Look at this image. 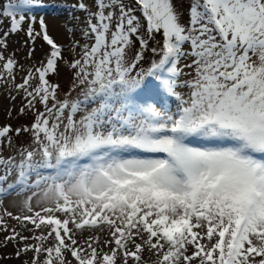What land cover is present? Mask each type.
I'll list each match as a JSON object with an SVG mask.
<instances>
[{
    "label": "snow or ice",
    "instance_id": "6c2138e0",
    "mask_svg": "<svg viewBox=\"0 0 264 264\" xmlns=\"http://www.w3.org/2000/svg\"><path fill=\"white\" fill-rule=\"evenodd\" d=\"M45 6L0 0V89L32 115L0 126V207L20 198L0 246L22 264H264V0H79L66 44Z\"/></svg>",
    "mask_w": 264,
    "mask_h": 264
},
{
    "label": "rangeland",
    "instance_id": "374dc122",
    "mask_svg": "<svg viewBox=\"0 0 264 264\" xmlns=\"http://www.w3.org/2000/svg\"><path fill=\"white\" fill-rule=\"evenodd\" d=\"M79 0H43V3L46 5L43 8L34 9L37 14V19L43 17L45 23L48 27L49 34L52 35L57 42L66 44L68 42V34L66 32V23L69 21L68 17V7L62 6H71L74 3H78ZM75 15L83 18V13H75ZM71 23H78L77 21H71ZM38 27V25H37ZM23 34L20 36H13L9 41V52L14 49H20L22 46ZM38 59L41 56V48L40 42H37V51L35 54ZM21 63L27 65L31 63L26 61L23 57L22 53H18L17 57ZM68 74L61 70V74L59 77H55L54 79L58 80L61 84L62 88L67 87ZM21 100L17 98L15 101H12L7 92L0 89V126L3 125H11L13 129L21 127L22 125H27L31 123L32 115L31 113L26 112L21 115L19 109L21 107ZM13 142L15 144L26 143L27 138L23 135L20 137L13 136ZM13 199L20 198H8L4 200L3 206L0 207V213L4 211L6 208L8 211L13 212V214H18L19 209L17 207H13L11 201ZM8 221L9 226L16 225L17 230H20L19 225L16 224V221L10 220L8 217H5ZM31 227V225H29ZM24 235H28L27 232L23 233ZM7 235L5 232H0V241L3 240L4 236ZM31 255V254H29ZM11 257V258H9ZM21 259H16L14 256V248L12 244H9L7 247L0 246V264H22ZM145 259L147 260V254L145 255Z\"/></svg>",
    "mask_w": 264,
    "mask_h": 264
}]
</instances>
